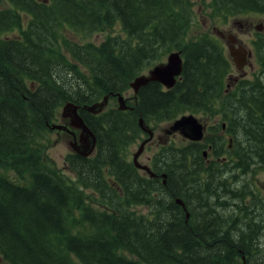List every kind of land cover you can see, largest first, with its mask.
Returning a JSON list of instances; mask_svg holds the SVG:
<instances>
[{
  "label": "trees",
  "instance_id": "16d2710c",
  "mask_svg": "<svg viewBox=\"0 0 264 264\" xmlns=\"http://www.w3.org/2000/svg\"><path fill=\"white\" fill-rule=\"evenodd\" d=\"M5 1L9 7L0 9V253L5 261L243 264L244 255V264H264L254 249L264 231V195L246 185L249 165L264 166V81L261 92L252 90L254 102L225 91L232 60L213 37L188 38L195 14L190 1ZM206 6L223 18L264 14V0H209ZM114 23L123 35L109 33L99 43L83 40ZM77 35L82 39L76 41ZM254 44L264 73V34ZM172 50L183 58L172 88L148 82L135 98L130 94L132 111L114 106L89 119L84 104L127 93L135 76ZM68 101L79 106L97 137L91 155H66L72 176L42 153L49 125ZM190 113L214 118V136L210 142H170L179 150L175 159L151 160L156 172H167L166 186L132 169L120 149L140 132L139 117L151 127ZM207 144L212 158L205 164ZM201 177L214 179V186ZM197 196L207 217L190 208L194 198L189 197ZM135 205L147 211L137 212Z\"/></svg>",
  "mask_w": 264,
  "mask_h": 264
},
{
  "label": "rangeland",
  "instance_id": "374dc122",
  "mask_svg": "<svg viewBox=\"0 0 264 264\" xmlns=\"http://www.w3.org/2000/svg\"><path fill=\"white\" fill-rule=\"evenodd\" d=\"M189 1H190V6L192 10L195 12L194 18H193V24L188 29L189 39L194 40L201 35H205V34L209 35L213 37L214 39H216L223 46L224 51L227 54L228 48L226 46L225 41L228 39L227 35L232 34L235 37H237L238 40H240V42L242 43V45H244L246 48H249L252 50L254 48L253 51H255L254 41L257 39V35L264 34V14L263 13L253 11V13H248V14H240V15H234V16L229 15L228 18L216 17V16L211 15L210 7L206 6L209 0H203V1L202 0H189ZM7 7H9L8 3L5 0H0V9H4ZM249 23H252V24L249 26ZM219 31H223L225 33V36L223 37L225 41L222 40L221 36H219ZM109 33H117V34L123 35L120 24L114 23L113 25L104 26L102 30L99 31L97 34H94L88 38H84L83 40H90V41H94L95 43H99ZM66 35L70 38L72 37L70 34H66ZM9 36H11V34ZM75 39L77 41V40L82 39V37L77 35ZM166 57L167 55L165 56L162 62L166 60ZM152 66L153 65H151L150 68ZM148 69L143 71L141 74L145 73ZM231 72H232V76L236 74V70L233 65H232ZM257 73H258V69L257 67H255L254 71L250 72L247 75V77L252 78L254 74H257ZM130 94H132L133 96L134 95L133 91L130 90L126 93V95H130ZM128 104L133 105L132 100L128 101ZM84 105H87V104H84ZM118 105L119 104L116 99L110 98L107 105L104 107V110H109L111 109V107H114V106L118 107ZM59 109H60L59 110V115H60L61 107ZM84 111L87 114H89L87 116L89 117L91 121L94 119V116L98 115L90 111H87L86 109H84ZM195 116L199 119L200 122H202L205 125L206 129H208V135L213 136L214 133L210 131V128L211 126L214 125V122H215L214 118H209V117L199 116V115H195ZM56 123L68 125V120L62 119L60 115V118L57 120ZM169 125H170V122H165L160 125L151 126V128L154 130V138H153L154 142H151L149 143V145L145 146V149L139 158L140 162L149 164L150 158L154 157L155 155L164 156L166 159H169V160L175 159L176 157L175 152L179 150L177 147H171L167 143L171 142V144L180 145L188 141L184 140L183 137L179 133H175L171 136L165 135L164 130ZM68 127L69 129L72 128L70 125H68ZM47 134L49 138L44 141L45 149L42 151L44 159L46 160L49 158L55 163V165H57L58 168L64 169L65 174L72 176V174L70 173V171L67 170L66 165H65V157L68 153H71V149L68 144V140H71V136L66 132L58 131V130L48 131ZM76 134L78 135V131H76ZM144 137L145 136L140 131L138 132V135L136 137L132 138L133 139L132 141L121 146L120 151H122L123 154H128V160L131 159L132 153L136 150L138 143L139 142L141 143ZM131 142H135V144H132ZM129 149H130V152H129ZM209 158H211V155L209 156ZM134 168L136 167L134 166ZM247 172L249 173L247 176V181H246L247 187H251L252 190H256L258 188L260 190V193L264 195V166H258L257 163L254 164V166H251L250 164ZM241 174L243 173H239L238 176H240ZM201 181L205 183H209V188H212L214 186L213 182L215 180L212 178L205 179L204 177H201ZM245 195H247V193H245ZM189 198H194V200L190 202V208L195 209L198 214L202 215V217L204 216L203 214L205 213V217H207L208 211L202 208L201 206L202 199H203L202 196L189 197ZM232 199L233 197H228V200L230 203H232ZM132 209H134L137 212H142V213L147 211V207L142 206V205L132 206ZM254 249L256 252L262 253L264 257V231L261 232L260 238L255 240ZM242 257H241L242 260L245 261V256L242 255ZM0 264H8L3 258V256L1 255V253H0Z\"/></svg>",
  "mask_w": 264,
  "mask_h": 264
},
{
  "label": "water",
  "instance_id": "95a60500",
  "mask_svg": "<svg viewBox=\"0 0 264 264\" xmlns=\"http://www.w3.org/2000/svg\"><path fill=\"white\" fill-rule=\"evenodd\" d=\"M231 49V53L234 56V62L237 66H240L243 60V56L234 55ZM183 58L180 50H172L167 54L164 62H158L149 68L145 73L136 76L133 81L130 82V87L134 95L136 96L139 88L148 82H158L166 89H170L174 86L177 78L182 71ZM108 95H104L103 98L90 105H83L82 109H86L92 113L101 112L108 103ZM118 101V109L125 110L127 108L126 100L123 94H116ZM61 118L68 120V125L74 129H79V135L76 137L73 130L69 129L67 124L53 123L49 125L52 130L64 131L72 136V141L69 142L70 149L73 153H77L81 156H89L94 152L96 144V135L91 128L85 123L82 116L79 114V106L74 102L68 101L61 107ZM138 126L144 132L148 134V137L143 139L139 144L137 150L133 153L132 163L136 168L144 169L150 177H154L155 173L149 166L140 164L138 161L139 155L143 151V146L153 135L152 128L140 117L138 119ZM205 126L199 119L190 114H183L170 123V125L164 130L165 135H170L174 132H178L183 138L190 141L197 142L203 137ZM205 155V152H204ZM160 177L165 183L167 177L166 173H162ZM175 202L185 208V204L180 198H176ZM188 217V213H186ZM244 258V257H242Z\"/></svg>",
  "mask_w": 264,
  "mask_h": 264
},
{
  "label": "flooded vegetation",
  "instance_id": "af4514ba",
  "mask_svg": "<svg viewBox=\"0 0 264 264\" xmlns=\"http://www.w3.org/2000/svg\"><path fill=\"white\" fill-rule=\"evenodd\" d=\"M248 13H253V11H246V12H244L242 14H248ZM229 15L234 16V15H240V14L230 13V14H227L225 16V18H228ZM251 24L252 23H249V26ZM219 36H221L222 40H224L223 37L225 36V33L223 31H219ZM227 38L228 39L226 41L224 40L225 43H226V46L228 48L227 54L229 55V57L232 60V65L234 66V68L236 70V74H234L232 76V72L233 71L232 72H229V76L227 77L228 82L226 84V90L225 91L227 93L232 92V93L236 94L237 96L243 95L244 97H247V98L249 97V98L252 99L251 102H254V100L252 98V96H254L252 90L255 89V90H258V91L261 92V90L263 89V83H262V81H264V73L261 72L262 71V66H261V62L262 61L256 59L257 56H256L255 52L253 51L254 48H253V50L252 49H249V48H246L244 45H242V43L240 42V40H238V38L235 37L232 34H228L227 35ZM231 49H233L232 52H233L234 55H241V56H243V60H242V63H241L240 66H237L235 64V62H234V56L231 53ZM255 67H257V69H258V73L257 74H254V76L252 78H248L247 75L250 72H253L254 69H255ZM231 70H232V68H231ZM256 78L258 79V82H256L255 84H252V81L254 79H256ZM133 97L135 98L136 96L133 95ZM124 98L126 100V104L128 105L127 108H126V110L132 111L133 110V105L128 104V101L132 100L131 95H126V93H124ZM221 128H222V131H224V128H225V124L224 123H222ZM71 130H73V132L75 133L76 137L79 135V131H80L79 129L71 128ZM76 131H78V135L76 134ZM140 131L145 136L143 139H145L146 137H148V134L147 133H144L141 129H140ZM153 132H154V130H153ZM175 133H178V132H174V133L170 134L169 136H171V135H173ZM211 137L212 136H209L208 135V129H206V127H205L204 134H203V138H202L201 141H203V142H210V138ZM153 138H154V133H153L152 137H150V139L147 140V142L144 144L143 151L145 149V146L149 145V143H151V142H154L153 141ZM183 139L186 140V141H188V142H193V141H190V140H188L186 138H183ZM71 141H72V136H71V140H68V143L71 142ZM130 141H132V140H130ZM226 142H228L226 144V148H228V149L229 148H232V138L230 136H228V135L226 136ZM131 143L132 144H135V142H131ZM169 143L170 142H168L167 144L169 145ZM139 144H140V142L138 143L137 148H138ZM137 148H136V150H137ZM210 149H211V146L209 144H207L206 145V148L203 149V155L202 156H203V160H204L205 164H208V162L212 158L211 152L208 154V150L211 151ZM143 151H142V153H143ZM129 152H130V149H129ZM204 152H205V155H204ZM133 153L131 155V159L130 160H128V154H125V159H126V161L128 163L131 164L132 169H134L137 173H139V175L147 176L148 178H158V181H160V183L163 186H166V184H167V177H168L167 172H165V171L156 172V170L150 164L151 163V160H153V158L154 159H157L159 157V155H155L154 157H151L149 164L142 163V162L139 161V158H140V156H141L142 153L138 157V161H139L140 164L149 166L150 169L155 173V176L154 177H150L144 169L134 168V165L132 163ZM210 155H211V158H209ZM132 169H130V171ZM162 173H166L167 174V177L165 179V183H163V179L160 177V175ZM151 183H154V181H151ZM214 209H216V208H214ZM244 263L245 262L243 261V264Z\"/></svg>",
  "mask_w": 264,
  "mask_h": 264
},
{
  "label": "bare ground",
  "instance_id": "6f19581e",
  "mask_svg": "<svg viewBox=\"0 0 264 264\" xmlns=\"http://www.w3.org/2000/svg\"><path fill=\"white\" fill-rule=\"evenodd\" d=\"M188 185V184H187ZM220 206V205H219Z\"/></svg>",
  "mask_w": 264,
  "mask_h": 264
}]
</instances>
